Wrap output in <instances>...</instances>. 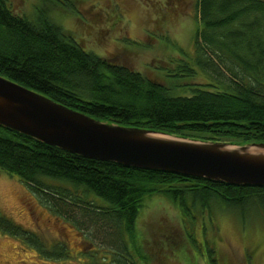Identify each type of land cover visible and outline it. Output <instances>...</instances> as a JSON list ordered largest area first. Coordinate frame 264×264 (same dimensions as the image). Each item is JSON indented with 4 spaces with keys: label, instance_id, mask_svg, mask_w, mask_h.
Returning <instances> with one entry per match:
<instances>
[{
    "label": "trees",
    "instance_id": "1",
    "mask_svg": "<svg viewBox=\"0 0 264 264\" xmlns=\"http://www.w3.org/2000/svg\"><path fill=\"white\" fill-rule=\"evenodd\" d=\"M198 15L197 62L217 91L196 83L192 95L174 96L161 80L87 52L48 11L39 8L30 21L15 15L8 0H0V75L111 124L203 141L264 143V0H199ZM0 168L95 241L86 253L89 264H140V258L149 264L150 257L138 259L131 246L148 196H165L178 207L187 237L208 264H221L217 249L198 240L196 228L207 214L215 225L217 204L264 211V187L88 159L3 126ZM0 231L47 259L72 257L64 242L48 245L1 213Z\"/></svg>",
    "mask_w": 264,
    "mask_h": 264
},
{
    "label": "rangeland",
    "instance_id": "2",
    "mask_svg": "<svg viewBox=\"0 0 264 264\" xmlns=\"http://www.w3.org/2000/svg\"><path fill=\"white\" fill-rule=\"evenodd\" d=\"M198 4L199 0H8L15 15L30 21L37 19L39 8L48 11L87 52L161 80L174 96L192 95L196 83L212 91L219 87L197 62V36L203 28ZM93 199L108 205L94 195ZM0 213L39 234L48 245L64 242L72 255L50 260L24 240L0 231V264L90 263L86 253L95 241L56 215L18 176L1 168ZM136 231L131 246L138 259L148 255L149 264H208L206 254L187 237L180 210L165 196L145 198ZM196 237L216 247L221 264H264V211L242 212L217 204L215 225L207 214L196 228ZM140 264L146 263L140 258Z\"/></svg>",
    "mask_w": 264,
    "mask_h": 264
},
{
    "label": "water",
    "instance_id": "3",
    "mask_svg": "<svg viewBox=\"0 0 264 264\" xmlns=\"http://www.w3.org/2000/svg\"><path fill=\"white\" fill-rule=\"evenodd\" d=\"M0 126L88 159L264 187V143L203 141L111 124L1 75Z\"/></svg>",
    "mask_w": 264,
    "mask_h": 264
}]
</instances>
